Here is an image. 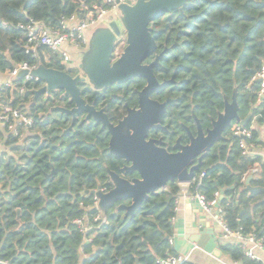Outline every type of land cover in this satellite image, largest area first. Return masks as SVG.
Masks as SVG:
<instances>
[{"label": "trees", "instance_id": "1", "mask_svg": "<svg viewBox=\"0 0 264 264\" xmlns=\"http://www.w3.org/2000/svg\"><path fill=\"white\" fill-rule=\"evenodd\" d=\"M101 1L0 0V75L22 62L44 63L42 56L25 52V30L19 25L32 19L56 29L62 17L82 16ZM150 25L158 49L171 48L166 61L190 87L195 115L210 125L223 109V96L230 100L236 90L239 117L251 112L245 126L255 124L244 140L253 148L264 146V96H258L261 83L252 80L264 65V0H188ZM40 85V80L21 78L12 80V87L0 86V107H19L34 122L22 142L0 134L13 153L0 157V264H156L175 255L169 238L180 184L169 181L143 200L132 219L116 203L104 211L91 208L92 195L85 191L106 182L103 171L91 175L104 141L83 122L65 131V114H44L47 106L33 102ZM224 136L196 171L204 174L198 191L211 199L224 190L219 205L227 226L264 243V191L249 192L244 184L251 175L250 186L264 188V158L243 154L240 137L231 132ZM254 165L257 172L246 174ZM97 214L105 222L94 221ZM84 216L91 226L87 232L74 223ZM218 245L233 262L262 264L248 257L241 243L221 240Z\"/></svg>", "mask_w": 264, "mask_h": 264}, {"label": "water", "instance_id": "2", "mask_svg": "<svg viewBox=\"0 0 264 264\" xmlns=\"http://www.w3.org/2000/svg\"><path fill=\"white\" fill-rule=\"evenodd\" d=\"M187 1L134 0L133 2L119 3L118 17L112 18V16H109L107 22L89 31L87 48L82 50L78 64L79 69L85 75L84 77L78 75L72 77L64 71L47 67L40 62L30 72L26 69L20 70L15 76H12V80L21 79L29 74L32 78L39 79L44 83L41 88L33 90V102L45 91L63 90L71 96V99L76 102L79 108L66 110L63 107L56 106L53 110L66 112L74 116L75 112L83 109L87 111V118L94 111V108L93 106L83 105L80 89L77 85L78 82L89 81L95 89H103L114 83H125L134 77H145L148 85L142 92V96L146 97L147 91L154 87L156 83L152 72L154 62L148 65L141 64L156 49L155 39L149 23L165 13L176 9L181 10ZM115 14L113 13L112 15ZM123 31L126 33L127 45L119 57L112 62L114 46ZM257 81L260 82V80ZM141 103L142 105L145 104L144 101H141ZM238 109L236 90H234L232 100L228 101L225 98L223 110L218 112L215 119L211 120V125L206 130V135H203L199 128L197 136H191L190 143L186 146H179L181 151L176 153H169L164 148L154 145L153 140L146 142L144 136L137 131L133 135H128V137L124 136L127 139L121 140V146L125 155L116 154L119 157H125L127 161H131L132 165L128 168V171L136 170L139 177L127 180L114 171L109 170L113 187L106 192L101 190L92 192L98 197L99 209L104 211L105 207L110 203L119 200H129L127 204H120L118 209H123L125 216L132 219L134 211L141 206L143 200L163 189L169 181L175 180L179 184L189 182L201 166L203 157L214 143L226 140L224 132L229 128L231 122L234 121L243 126L246 125L251 117V112L241 119L238 115ZM90 110L92 111L88 112ZM93 118L97 120L96 117ZM103 123L105 124L106 122ZM112 128L109 144L110 151H112L113 144L122 137L120 131L122 122ZM250 179L251 175H248L244 180L245 188L249 192L264 191L262 187L250 186ZM223 197L224 190H220L218 202ZM193 202L195 209L191 217V223L185 230L186 237L195 243L197 248L220 259L222 251L218 245V236L210 225H199V222L206 221V215L202 214V210L194 198Z\"/></svg>", "mask_w": 264, "mask_h": 264}, {"label": "flooded vegetation", "instance_id": "3", "mask_svg": "<svg viewBox=\"0 0 264 264\" xmlns=\"http://www.w3.org/2000/svg\"><path fill=\"white\" fill-rule=\"evenodd\" d=\"M149 27L153 35L154 29L150 23ZM126 45V33L123 31L120 40L114 46L112 62L119 57ZM167 50H171V48L164 46L162 49H158L156 44L155 51L141 62V64L145 65L154 62L152 72L156 83L154 87L147 91L146 97L142 96V92L148 85L145 77H134L125 83H114L103 89H95L89 81H83L78 82L77 85L80 89L83 105L93 106L94 108L91 115L87 118V111L83 109L75 112L74 116L66 112L57 111L65 114L68 119L65 131L75 129L83 122L81 124L87 125L88 129L94 132L95 138H101L104 141L105 145L101 148L102 154L98 156L97 160L94 159L92 165L94 170L91 175L94 176L96 173L103 171L106 174V182L98 183L96 187L86 190V194L93 196L95 193L92 192L98 190L106 192L113 187L109 170L114 171L127 180L139 177L136 170L128 171V168L132 165L131 161H127L125 157H119L116 154L125 155L121 146V140L127 139L124 136L128 137V135H133L137 131L144 136L146 142L153 140L154 145L164 148L169 153H176L181 151L179 146H186L190 143L191 136H197L199 128L202 134L206 135V130L210 127L211 120L216 118L211 117L210 125H207L204 118L195 115L191 102L190 87L186 86L184 77L182 78L184 82L176 78L175 67L166 61L165 52ZM49 67L64 71L72 77L76 75L85 76L79 69L78 63L75 68L69 69L63 62L56 60L53 66ZM43 84L41 81L39 88ZM225 98L227 99L226 96H223V101ZM227 100L231 101L232 96L230 100ZM37 101L47 106L46 113H44L47 115H52L53 111H55L53 108L56 106L63 107L66 110L78 107L76 102L71 99V96L61 89L51 90L50 92L45 91L36 98L35 102ZM141 101H144L145 104L142 105ZM50 102L52 104L48 105ZM100 111L101 113L98 114ZM93 117H96L97 120H94ZM103 122L106 123L104 124ZM120 122H122L120 130L122 137L113 144L112 151H110L111 129L118 126ZM233 122H231V125ZM231 125L226 131L231 132ZM70 126L72 128L69 129ZM91 144L94 145L93 143ZM95 147H98V145L96 144ZM114 203L118 207L120 204L129 203V200H119Z\"/></svg>", "mask_w": 264, "mask_h": 264}, {"label": "built area", "instance_id": "4", "mask_svg": "<svg viewBox=\"0 0 264 264\" xmlns=\"http://www.w3.org/2000/svg\"><path fill=\"white\" fill-rule=\"evenodd\" d=\"M134 0H102L99 4L93 5L91 9L87 10L82 16L72 14L70 16L62 17L59 23V27L56 29H50L45 27L42 23L30 20L26 25H19L20 28L25 30V43L24 50L26 53L31 54L35 58L42 56L44 63H52L56 60L63 62L69 69L75 68L77 62H73L72 53L82 51L88 44V34L94 27L107 22L108 16L113 13H117L118 4L126 3ZM120 40V38L118 39ZM43 63V64H44ZM37 65H29L26 62L19 63L14 69L6 74L7 79L0 82V86L5 85L12 87V76H15L20 70L26 69L30 72L36 68ZM24 80L32 79L27 74L23 77ZM36 79V78H34ZM252 80H260L261 86L258 93L259 97L264 96V65L260 68L258 73L253 76ZM19 92H24V88L21 87ZM33 117L27 112L22 111L19 107H14L10 104H5L0 107V134L2 132L10 134L14 137H24L26 130L30 129L33 125ZM255 128V124L249 127L243 126L238 122H234L231 125V134L233 136L240 137L239 146L242 149L243 154L256 155L255 148L252 145H248L245 142V138L251 137V129ZM0 135V144L3 143V139ZM258 167L254 165L249 169L246 174L257 172ZM203 173H195L189 182L184 183L186 185L185 190H181L182 193H187L194 198L201 210L205 214L214 216L215 221L221 228L220 238L222 241H228L233 244H242L246 255L252 259L260 260L255 253V249L264 251V243L255 238L254 234H247L244 236L238 230L230 229L224 218L223 210L219 205V193H216L213 198L208 199L202 192L198 191V187L201 183ZM245 176V175H244ZM176 204V201H175ZM91 208L98 207V198L94 194L92 196ZM176 205L174 210L176 209ZM94 221L105 222V218L99 214L95 215ZM174 217L171 218V222ZM74 223L80 228L82 232H87L91 228L88 224L86 216L76 218ZM169 244L173 245V238H169ZM189 254L176 253L175 255L166 256L163 259H158L156 264H182L189 261Z\"/></svg>", "mask_w": 264, "mask_h": 264}, {"label": "crops", "instance_id": "5", "mask_svg": "<svg viewBox=\"0 0 264 264\" xmlns=\"http://www.w3.org/2000/svg\"><path fill=\"white\" fill-rule=\"evenodd\" d=\"M7 79L6 75H0V82H3ZM30 129L26 130L25 134L27 135ZM23 140V139H22ZM21 140V141H22ZM4 152L7 154H13L12 151H10L9 147H7L4 143L0 144V157L3 156ZM255 152L257 155H260L264 158V146L259 145L255 148ZM180 189L183 191L186 189L185 184H180ZM180 190L177 198H176V209L174 214V220L172 221V227H173V235L171 236L173 238V245L172 247L177 253L180 254H189L190 258L189 261H191L194 264H240L238 262H233L229 260L227 257H222L220 259H217L213 257L211 254H208L207 252H204L203 250L196 247L195 243L191 242L189 238L186 237V228L189 227L191 223V217L194 213V202L193 198L190 194L182 193ZM200 214V213H199ZM202 214H205L202 211ZM205 222H199L200 224H206L210 225L214 228L216 235L218 236V241H221L220 235H221V228L217 222L215 221L214 216L210 214H205ZM216 222V223H215ZM254 253L260 257V260L262 261V264H264V251L260 249H255Z\"/></svg>", "mask_w": 264, "mask_h": 264}, {"label": "rangeland", "instance_id": "6", "mask_svg": "<svg viewBox=\"0 0 264 264\" xmlns=\"http://www.w3.org/2000/svg\"><path fill=\"white\" fill-rule=\"evenodd\" d=\"M110 16V15H109ZM109 16H108V18H109ZM111 16H112V18H114L115 16H119V13H116L115 15H112L111 14ZM86 48H87V46H86ZM81 52L82 51H77V52H73L72 53V60H73V62H77L78 64H79V62H80V59H81ZM22 142V141H21Z\"/></svg>", "mask_w": 264, "mask_h": 264}]
</instances>
